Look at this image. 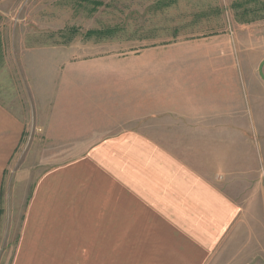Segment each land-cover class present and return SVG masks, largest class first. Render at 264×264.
<instances>
[{"label": "rangeland", "instance_id": "obj_1", "mask_svg": "<svg viewBox=\"0 0 264 264\" xmlns=\"http://www.w3.org/2000/svg\"><path fill=\"white\" fill-rule=\"evenodd\" d=\"M134 45L173 47L174 67L161 71L175 75L181 108L189 91L223 85L234 100L223 112L239 113L238 126H55L57 101L71 110L73 75L119 67ZM102 57L115 59L83 65ZM74 99L83 112L95 107ZM0 103L25 119L3 183L0 264L132 261L123 254V172L92 180L76 168L130 133L206 174L246 211L240 236L230 232L210 264H264V0H0Z\"/></svg>", "mask_w": 264, "mask_h": 264}, {"label": "crops", "instance_id": "obj_2", "mask_svg": "<svg viewBox=\"0 0 264 264\" xmlns=\"http://www.w3.org/2000/svg\"><path fill=\"white\" fill-rule=\"evenodd\" d=\"M172 48L158 45L143 49L134 45L115 62L119 67L83 68L72 77L71 110L64 101H57L55 126H225V122L226 126H238L239 113L234 119L223 112L225 100L229 106L234 101L232 96L224 95L223 85L210 86V92L201 85L198 96H188L192 91L186 95L189 107L183 108L184 103L179 107L175 75L161 71L174 67ZM213 57L209 60L216 59ZM114 59H87L83 65H107ZM232 59L239 86L238 52L232 53ZM136 64L145 67H134ZM85 82L88 84L82 87ZM76 94L94 100L95 107L83 112L82 105L74 102ZM214 106L220 112L209 113L208 108ZM24 133L25 119L0 103V226L5 174ZM129 140L134 142L129 144L133 149L126 146ZM109 145L95 150L92 159L86 158L76 168L84 169L92 180L102 175L111 179L109 171L123 172V244L128 243L123 254L132 259L128 264H210L223 252L220 248L230 232L240 236L241 218L246 211L206 174L192 170L183 160L136 133ZM118 157L120 168L115 165ZM47 180H42L40 189ZM249 225L247 222L241 230L249 229Z\"/></svg>", "mask_w": 264, "mask_h": 264}, {"label": "trees", "instance_id": "obj_3", "mask_svg": "<svg viewBox=\"0 0 264 264\" xmlns=\"http://www.w3.org/2000/svg\"><path fill=\"white\" fill-rule=\"evenodd\" d=\"M77 32V30H73V33H76ZM109 34V32H107V35ZM88 37H90V36H93V35H95V36H104V35H106V33H104L103 31H100V32H94V31H90V32H88L87 34H86Z\"/></svg>", "mask_w": 264, "mask_h": 264}]
</instances>
